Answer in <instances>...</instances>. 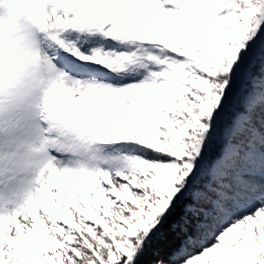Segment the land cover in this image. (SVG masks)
<instances>
[{"label":"snow or ice","instance_id":"obj_1","mask_svg":"<svg viewBox=\"0 0 264 264\" xmlns=\"http://www.w3.org/2000/svg\"><path fill=\"white\" fill-rule=\"evenodd\" d=\"M0 264H264V0H0Z\"/></svg>","mask_w":264,"mask_h":264}]
</instances>
